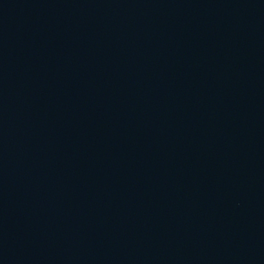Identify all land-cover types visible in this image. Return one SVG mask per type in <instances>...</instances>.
I'll return each instance as SVG.
<instances>
[{
	"label": "water",
	"instance_id": "water-1",
	"mask_svg": "<svg viewBox=\"0 0 264 264\" xmlns=\"http://www.w3.org/2000/svg\"><path fill=\"white\" fill-rule=\"evenodd\" d=\"M0 264H264V0H0Z\"/></svg>",
	"mask_w": 264,
	"mask_h": 264
}]
</instances>
